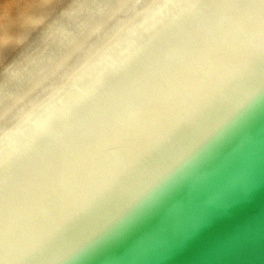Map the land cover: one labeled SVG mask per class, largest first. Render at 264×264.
Instances as JSON below:
<instances>
[{
    "label": "water",
    "instance_id": "95a60500",
    "mask_svg": "<svg viewBox=\"0 0 264 264\" xmlns=\"http://www.w3.org/2000/svg\"><path fill=\"white\" fill-rule=\"evenodd\" d=\"M0 127V264H264V0H127Z\"/></svg>",
    "mask_w": 264,
    "mask_h": 264
},
{
    "label": "bare ground",
    "instance_id": "6f19581e",
    "mask_svg": "<svg viewBox=\"0 0 264 264\" xmlns=\"http://www.w3.org/2000/svg\"><path fill=\"white\" fill-rule=\"evenodd\" d=\"M114 1H116V0H33V7L32 8L33 9H37V8L40 9V7L44 6V9L42 11L43 14H41L42 13L41 12L40 16L38 15L39 17H34L33 14L37 10L32 11V9L30 8V10L28 12H26L25 14H23V15L20 14L19 18L15 17L16 19L14 18V20L18 21L17 25H16L17 33L12 35L11 32H5L6 28L3 26L4 24L2 25V23H1V25L5 29H3L4 33L0 34V52L3 50V48H5L4 46H7L9 44V42H11L10 46H12V48H11V50L9 49L10 50L9 52H7L8 53L7 55H9V56L6 55L7 57L0 53L1 54L0 55V112L3 111L4 105H5L4 103L7 99H11V98H14L15 96H17V98H18L17 101L19 103L22 100L21 98H25L27 96V95H25V93L23 94V95H25L24 97H23V95L22 96L19 95V93L23 89H25L26 86H28V85L30 86L31 79L33 80L37 75L42 76L44 74V73L40 74V71H38V70L42 66H44L45 64H48L47 66H49V62L51 61L53 55L55 54L54 52L56 50H58V47L59 46L63 47L71 39L75 38L76 35H78L77 32H79L80 29H82V30H83V28L85 29V27H87V25H88V23H90V21H93L94 19H96L94 17H96L97 15L99 17L102 14H104L105 11H108L109 5ZM28 5H31V3L30 4L28 3ZM111 7L113 8V6H111ZM111 7L109 10H111ZM117 8H119V7H117ZM115 11H116V9H115ZM38 12H39V10H38ZM4 15H2V17ZM11 15L9 16V14H8L7 16L11 17ZM9 17H7V18L4 17V21L1 20V22H5L6 19L8 21ZM14 20H12L13 23L14 22L16 23V21H14ZM94 22L96 24L97 23L99 24V22H96L95 20H94ZM5 24H6L5 26L8 27L11 23L10 24L8 23L9 25H7V22H6ZM90 25H91V23H90ZM11 26H13V25H11ZM3 27L0 28L1 31H2ZM9 27H8V29H9ZM97 27L98 26H96V28ZM30 29H31V31H29ZM84 33H86V32H84ZM82 49H83V47H82ZM51 53L52 54L54 53V54L52 55ZM71 53H72V50H71ZM75 53L76 52L74 51L72 54L75 55ZM77 53H78V51H77ZM78 54H80V51ZM78 54H76V55L78 56ZM67 56L65 55V59L69 58V60H70V57L66 58ZM77 56H75V57H77ZM72 58L74 59V57H72ZM53 67H55V66H52L50 68L49 73H52L51 72L52 69L56 70L57 66L55 68H53ZM62 67H64V66H62ZM62 67L61 68L58 67L57 70L62 69ZM58 71L60 72L62 70H58ZM58 71H56V72H58ZM49 73H48V75H49ZM55 74L57 75V73H55ZM46 76L47 75H45L44 78L48 77V76L47 77ZM37 77H39V76H37ZM53 77H55V76L52 75V79H53ZM42 78H43V76L41 77V79ZM37 79H36L37 84L35 81L36 86L38 85V82H39ZM45 80L46 79L41 80L44 82V83L42 82L43 85L47 84L46 82L48 80L47 81H45ZM42 83L40 84V86H43ZM48 83H50V82H48ZM32 85H34V83ZM40 86L38 85L39 88H40ZM30 90H31V88H30ZM33 90H35V89H33ZM33 90H31V92ZM38 90L39 89L36 88L35 92L36 91L38 92ZM40 90H42V88H40ZM40 90H39V92H42ZM33 93H34V91H33ZM34 97L32 95V97H30V98L32 99ZM28 98L26 97L27 100H28ZM27 100H25V101H27ZM23 101H21V103H20L21 106H22ZM28 101H30V100H28ZM18 103H16V104H18ZM16 104L14 103V105H16ZM16 107H17V105L14 106L15 109H16ZM19 109L17 107L16 110L19 111ZM11 110H14V109H11ZM11 112H13V111H11ZM14 112H16V111H14ZM14 112H13V114H14ZM7 116H8V114H7ZM5 118H4V120L7 119V118L6 119ZM9 119H10V117H9ZM0 120H1V118H0ZM3 121L1 120V122L4 125L6 121L5 122H3ZM1 122H0V125L2 124ZM8 122L9 121H7V123ZM3 125H2V127H3Z\"/></svg>",
    "mask_w": 264,
    "mask_h": 264
},
{
    "label": "rangeland",
    "instance_id": "374dc122",
    "mask_svg": "<svg viewBox=\"0 0 264 264\" xmlns=\"http://www.w3.org/2000/svg\"><path fill=\"white\" fill-rule=\"evenodd\" d=\"M127 0H116V1H114V2H112L110 5H109V9H110V7L111 6H113V8L111 7V10H109L108 9V11H105V13L104 14H102L101 16H99L98 17V15L96 16V17H94V18H96V19H94L96 22H99V24L97 23H95L94 22V20L93 21H90V23H91V25H90V23H88V25H87V27H85V29L83 28V30L82 29H80L79 30V32H77V34L78 35H76V37L75 38H73V39H71L69 42H67L63 47H58V50H56L52 55H53V57H52V59H51V61L49 62V66H47L48 64H45L44 66H42L38 71H40V74H43L42 76H43V78L42 79H46L45 81H47L46 83L47 84H49L48 82H51L52 81V75L53 76H56V74L55 73H57L58 74V70H63L72 60H74L76 57L75 56H77L76 54H78L79 53V51H80V54H81V50H82V47L84 46V42H85V40L102 24V23H104L112 14H113V12L115 11V9L117 10L118 8L117 7H120V5H122L124 2H126ZM30 4L31 3V5H28V3ZM117 5H116V4ZM116 6V7H115ZM33 7V0H0V26L1 27H5L6 28V30H5V32H11L12 33V35H14L15 33H17V27H16V25H17V22L18 21H16V20H14V18L16 17V18H19L20 17V14H25L26 12H28L29 10H30V8L32 9V11H35V10H37V11H35L34 12V17H39L40 16V13L43 11V9H44V6H42V7H40V9H33L32 8ZM38 10H39V12H38ZM114 10V11H113ZM111 12V13H110ZM7 14H9V16L11 15V17H9V16H5V15ZM41 14H43V12L41 13ZM2 15H4L3 17H2ZM14 15V16H13ZM19 15V16H18ZM39 15V16H38ZM107 15V16H106ZM13 16V17H12ZM4 17H9V20L7 21V19H6V21L5 22H1V20L2 21H4ZM99 19H98V18ZM15 18V19H16ZM14 20V21H16V23L14 22L13 23V21L12 20ZM99 20V21H98ZM10 21V22H9ZM7 22V25H9L10 23V27H9V29H8V27H6L5 25V23ZM1 23H2V25H1ZM9 23V24H8ZM13 23V24H12ZM96 24V25H95ZM11 25H13V26H11ZM95 28H94V27ZM96 26H98L97 28H96ZM0 27V28H1ZM2 28V31H1V29H0V34H3L4 33V30L3 29H5V28ZM90 27V28H89ZM92 29V30H91ZM14 31V32H13ZM29 31H31V29L29 30ZM90 31V32H89ZM84 32H86V33H84ZM89 34V35H88ZM85 35V36H84ZM10 44H11V42H9V44L7 45V46H4L5 48H3V50L0 52L2 55H7L8 53L7 52H9L10 50H11V48H12V46H10ZM81 45V46H80ZM81 48V49H80ZM10 49V50H9ZM71 50H72V53L75 51L76 53H75V55L74 54H72L71 53ZM77 51H78V53H77ZM72 55H71V54ZM0 54V55H1ZM50 54V55H51ZM80 54H78V55H80ZM51 55V56H52ZM65 55L67 56L66 58H68V57H70V60H69V58L68 59H65ZM74 55V56H73ZM7 56H9V55H7ZM6 56V57H7ZM74 57V59L72 58V57ZM66 60V61H65ZM68 61V62H67ZM67 62V63H66ZM67 64V65H66ZM64 66V67H62V66ZM46 66V67H45ZM52 66H57V68L58 67H62V69H58L57 70V68H56V70L54 69H52L51 70V72L52 73H49V71H50V68L52 67ZM55 67H53V68H55ZM47 68V69H46ZM45 70V71H44ZM56 71H58V72H56ZM48 73H49V75H48ZM45 75H47L46 77L48 78H44V76ZM51 75V76H50ZM37 76H39V77H37ZM33 80L31 79V82H30V86L34 83V85H32L31 87L28 85V86H26L25 87V89H23L20 93H19V95H23L24 93H25V95H27L26 97L28 98V100H30V101H32L34 98H36V96H38L41 92H39V90H40V88H42V90H40V91H43L44 89H45V87L47 86V84L45 85H43V81H41L42 79H41V75H37ZM41 76V77H40ZM51 78H50V77ZM38 78V79H37ZM51 80H50V79ZM54 78V77H53ZM36 79L39 81L38 82V85L40 86V84L42 83V85L43 86H40V88L38 87V85L36 86L35 85V81H36ZM41 79V80H40ZM41 81V82H40ZM36 84H37V81H36ZM45 86V87H44ZM35 87V88H34ZM44 87V88H43ZM30 88H31V90H33V89H35L36 90V88H38L39 90H38V92L36 91L35 92V90H33L34 91V93H33V91L31 92V90H30ZM27 92V93H26ZM31 92V93H30ZM33 93V94H32ZM25 95H23V97L25 96ZM30 95V96H29ZM32 95H33V97L34 98H30V97H32ZM20 96V97H21ZM19 97V98H20ZM26 97L25 98H21L20 100L21 101H23L24 99L25 100H27L26 99ZM17 96H15L14 98H11V99H7L6 101H5V105H4V109H3V111H1L0 112V118H1V120L3 121L4 120V118L7 116V114H8V116L5 118L6 120H4L3 122H5V124L3 125V123L1 122V120H0V122L2 123L1 125H0V127H2V125L3 126H5L6 125V123H7V121H10L11 120V118H13V116L12 115H14L18 110H16L17 109V107H18V109L19 108H21L22 106H21V101L18 103V101H17ZM23 101V102H26L27 104H28V102H30V101ZM23 102H22V104H23ZM14 103L16 104V103H18V104H16L17 105V107H16V109L14 108V106H16V105H14ZM25 103V104H26ZM20 104V105H19ZM21 106V107H20ZM11 107V108H10ZM6 108V109H5ZM11 109H14V110H11ZM20 110V109H19ZM9 111V112H8ZM11 111H16V112H14V114H13V112H11ZM7 112V113H6ZM12 113V114H11ZM12 117H11V116ZM9 117H10V119H9Z\"/></svg>",
    "mask_w": 264,
    "mask_h": 264
}]
</instances>
